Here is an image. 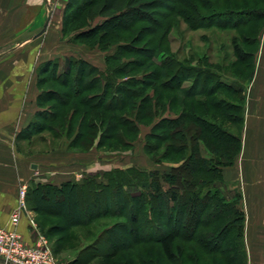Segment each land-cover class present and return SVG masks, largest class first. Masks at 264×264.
I'll use <instances>...</instances> for the list:
<instances>
[{"label":"trees","instance_id":"16d2710c","mask_svg":"<svg viewBox=\"0 0 264 264\" xmlns=\"http://www.w3.org/2000/svg\"><path fill=\"white\" fill-rule=\"evenodd\" d=\"M172 3L171 6L167 0H69L63 15V37L75 36L73 43L79 44L87 40L84 36H94L88 38V43L97 46L103 36H97L99 32L131 31L144 21L155 23L156 17H170L171 14L160 13L170 10L183 17L194 31L204 28L239 31L261 23L252 43L258 44L257 50L245 52L240 42L233 40L237 62L226 66L211 62L208 55L180 61L149 46L155 42L151 40L145 53L140 48L129 51L145 60L124 63L125 56L120 52L108 57L103 70L72 56L47 61L38 70L39 110L20 138L31 141L45 131L58 137L66 134L70 139L69 150L86 153L99 136L117 142L125 150L133 146L127 137L138 133L139 125L145 120H154L161 114L158 118L161 121L153 123L146 135L144 150L149 156L153 154L151 158L157 165H161L158 156L167 158L183 153L180 163L163 176L158 171L133 166L104 173V182L99 180L102 174L97 173L80 183L68 180L61 184H34L28 191V207L45 214L50 211L44 206L50 203V191V195L57 196V203H61L66 195L75 193L77 200H89L92 195L87 190L95 188L94 192L101 196L102 190H114L117 185L116 191L123 200L116 205L123 209L121 213L132 211V225L142 226L145 221L153 224L154 207L161 206L158 213L167 216L169 228L159 230L152 241L157 239L170 262L183 264L180 258L184 257V264H245L244 214L238 204H226L220 197L221 191H213L211 187L224 182V168L233 166L242 150L246 91L254 77L255 56L264 30V0H173ZM127 17L130 20L124 23ZM98 19L103 22L93 26ZM137 37L132 36L131 42H136ZM244 39L250 38L245 35ZM115 43H123L120 50L129 49L125 41ZM253 58L254 66L244 88L233 70L236 63L247 65ZM136 71L141 75L132 74ZM50 81L57 82L67 92L55 89L46 92L43 87ZM84 95L87 96L82 98ZM53 100L58 106L48 104ZM73 101L77 103L72 112L63 114L62 110ZM173 112L176 117L166 118ZM77 116L79 123L74 127ZM98 146L101 148L102 144ZM203 147L209 151L210 158L203 156ZM161 149L163 152L159 153ZM132 202L142 204L140 211L133 210ZM86 207L83 201L78 204L80 212ZM227 210L230 214L223 215ZM93 213L85 211L82 215L91 220L99 215ZM231 229L236 231L234 238H229ZM140 233L137 227L130 237L136 236L137 241L144 242L145 237ZM182 235L187 238L185 246H177Z\"/></svg>","mask_w":264,"mask_h":264},{"label":"rangeland","instance_id":"374dc122","mask_svg":"<svg viewBox=\"0 0 264 264\" xmlns=\"http://www.w3.org/2000/svg\"><path fill=\"white\" fill-rule=\"evenodd\" d=\"M172 1L173 0H167L168 5L172 6ZM160 13L165 16H168L169 14L171 15L168 18L156 17V22L159 25L156 24V22H148L147 20V22L144 21L143 23L136 25L131 31L108 33H104V31H102L97 33V36L103 35L101 42L97 46L89 45L91 43H88V38H93L94 36H84L87 40L84 39L83 41L78 42L79 44L76 42L73 43L75 36L65 37V53L69 56L74 54L75 58L85 59L103 70L107 67L108 57L117 55L120 52H122L125 56L123 61L124 63L136 59L145 60V58L141 55L129 53V51H139L141 49V51L145 53V51H147L146 48H148V42L151 40H154L155 42L151 43L149 46L158 48L159 51H163L167 55L176 57L180 61L190 59L196 60L202 55H208L211 58V62L225 64L226 66H232L234 62H237L233 40L240 42L239 44L245 52H255L258 48V44L253 45L252 43L254 42L255 34H257L256 32L259 31L262 26L261 23H256L250 28L239 31L233 29L222 30L219 28H204L194 31L180 15L178 16L170 10H162ZM129 20V17H127L123 20V22L128 23ZM101 22H103V19H98L92 25L94 26L100 24ZM141 30L143 31L141 32ZM245 35L250 39L245 40ZM132 36H138L137 39H135L136 42H131ZM260 36L261 39L264 40V30ZM58 39L60 40L61 37H58ZM118 40L125 41V46L127 45V48H129L127 49V52L120 50L119 46L123 43L114 44V42ZM161 40H163L162 44ZM103 48H106L107 51L102 50ZM257 54L255 58H257ZM253 66L254 58L250 60L247 65H239V63H236L233 70V73L236 75L235 77H237L238 80L240 79L238 82H240L244 88L248 84L246 80L251 74ZM128 69H131V67ZM140 73V71H136L132 74L141 75ZM226 82L230 83L231 80H227ZM54 89L60 92H67V89L62 87L57 82L50 81L43 87V90L46 92ZM86 96L87 95H84L82 98ZM45 97L50 98L47 94H45ZM76 103L77 101H73L68 108H64L62 110V113L67 114L68 112H72L71 110ZM48 104L58 106L57 102L54 100ZM46 106L47 104L42 107L44 108ZM38 110L39 107L37 106V111ZM176 111L177 110L175 109V112ZM168 117H176V115L173 112L170 113L169 116L166 115V118ZM158 118L154 120H145L139 125L140 131L138 133L127 137L129 141L131 140L133 142V146L130 149H121V147L117 145V142L106 139L103 140L98 136L94 147L91 148L90 151L80 153L75 151L77 149L69 150L70 139L66 134L58 137L56 133L50 131H45L40 135H36L31 141L27 140L22 148L24 151L29 152V154H35L38 152L49 153L55 149L63 148L65 150V171H67L63 175V180L71 179L74 180V182H77V180L83 181L87 176L98 173L102 174V178L99 179L100 182H104V173L111 170L113 171L115 168H127L132 166L146 171L155 170L160 172L163 176L169 172L173 166L178 165L185 154L182 153L178 156L170 155L167 158L158 156L157 160L161 162V165L154 164V160L151 158L153 154L151 153L152 155L149 156L144 150V141L146 139V133L152 129L153 123H159L161 121ZM79 119L80 116H77L74 121V127L78 125ZM39 122L43 124L44 120H40ZM100 139L102 142H100ZM137 139H139L138 142L136 141ZM151 143L156 144L153 141ZM99 144H102V147L100 146L101 148H99ZM161 146H163V144H161ZM161 152H163V149L159 151V153ZM202 154L206 158L211 157L209 151L205 147L202 148ZM33 162L38 163L37 159L33 160ZM88 163H92V165L96 163L97 166H93L92 170L87 171L89 166H91ZM43 178L44 184H53L51 182L54 179L50 174L43 176ZM54 182H56V180H54ZM61 182L62 181H59L57 183L61 184ZM34 184H36L35 181H32V185ZM32 185H30V187ZM235 186L240 189H236L234 193L224 182L213 185L211 190H220V197L224 199L226 204H238L237 206L240 207L242 190L238 184ZM116 187L117 185H115L114 190H102L100 194L101 196L94 192L95 188L92 189L93 191L87 190L86 193L91 194L92 199L83 200L80 198L83 202L87 203L86 209L81 212L78 208V204L82 201L77 200V195L75 193L64 196V199L62 198V202L57 203V196L54 194L50 195V191V203H44L45 208H48L50 211L45 214L33 213L34 215H32V217L39 227V230H42V232H40L48 240L58 263L175 264L166 258L160 244L157 243V239L152 241L153 235L157 238L159 230L163 231L169 228L167 224V216L158 213L162 210L159 209L161 206L158 205V208H155L156 206L154 207L155 220L153 224L149 225L145 221L142 226L132 225L130 222L132 211L130 210V212L121 213L120 210L122 211L123 209H119L116 205L117 202H121V200H123L122 196L118 195L119 193H117ZM208 190L209 189L206 188L205 192ZM96 203L99 205V208L94 206ZM132 206L133 210L138 212L140 211L139 209L142 204L140 205V203L135 204L132 202ZM147 208H150V205H148ZM85 211L87 213L94 212L99 215L94 216L93 219L90 220L85 217V215H82ZM174 213H170L171 216ZM228 214H230V210H227L223 215ZM160 215L163 216L160 217ZM223 222L221 221V223ZM159 225H161V229ZM137 227L138 230L141 231L140 236L145 237L144 242L137 241L138 239L136 236L135 238L130 237L134 229ZM235 233V229H231L229 231V238H234ZM185 239L187 238L182 235L177 240L176 245L178 246L181 244L185 246ZM180 259V261L184 264V257H181ZM178 264L181 263L178 261Z\"/></svg>","mask_w":264,"mask_h":264},{"label":"crops","instance_id":"0c3cea01","mask_svg":"<svg viewBox=\"0 0 264 264\" xmlns=\"http://www.w3.org/2000/svg\"><path fill=\"white\" fill-rule=\"evenodd\" d=\"M68 1L0 0V225L6 228H12L11 216L19 207V196L24 186L29 189L32 181L44 184L43 176L49 174L56 180L51 182L53 184L68 181L63 180V175L67 172L63 148L49 153L29 154L22 148L27 140L20 138L37 111L40 66L47 61L69 56L65 53L62 33L63 15ZM257 58L254 77L246 93L242 150L235 164L223 170V181L233 193L240 189L236 184L242 190L239 209L244 214L245 264H264L262 39ZM36 159L38 163L33 162ZM88 164L91 166L87 171L97 166L96 163ZM34 165L37 166L36 169L33 168ZM128 168L131 167L120 169ZM27 195L28 190L26 206L32 216L38 212L28 207ZM17 231L27 243L33 244L35 237L26 215H22Z\"/></svg>","mask_w":264,"mask_h":264},{"label":"built area","instance_id":"2783aa9c","mask_svg":"<svg viewBox=\"0 0 264 264\" xmlns=\"http://www.w3.org/2000/svg\"><path fill=\"white\" fill-rule=\"evenodd\" d=\"M27 186L20 192L19 207L11 216L12 228L0 225V264H59L46 237L40 232L34 218L26 206ZM22 215L29 220L35 240L33 244L25 241L17 231Z\"/></svg>","mask_w":264,"mask_h":264},{"label":"water","instance_id":"95a60500","mask_svg":"<svg viewBox=\"0 0 264 264\" xmlns=\"http://www.w3.org/2000/svg\"><path fill=\"white\" fill-rule=\"evenodd\" d=\"M36 167H37L36 165L33 166L34 169H36Z\"/></svg>","mask_w":264,"mask_h":264},{"label":"bare ground","instance_id":"6f19581e","mask_svg":"<svg viewBox=\"0 0 264 264\" xmlns=\"http://www.w3.org/2000/svg\"><path fill=\"white\" fill-rule=\"evenodd\" d=\"M61 1V0H60Z\"/></svg>","mask_w":264,"mask_h":264}]
</instances>
